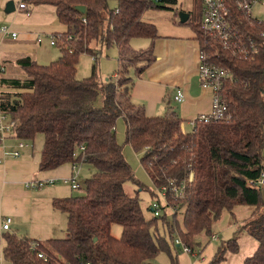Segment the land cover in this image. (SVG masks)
<instances>
[{"label": "trees", "instance_id": "1", "mask_svg": "<svg viewBox=\"0 0 264 264\" xmlns=\"http://www.w3.org/2000/svg\"><path fill=\"white\" fill-rule=\"evenodd\" d=\"M33 1L54 5L69 31L54 36L61 50L58 59L48 64L20 60L30 81L15 93L0 90V110L15 119V137L44 135L41 171L70 162L88 164L95 172L85 179L84 194L53 202L67 214L66 237L40 241L5 231V259L12 264H158L166 252L172 264H180L184 245L193 255L211 241L213 226L225 213L235 218V208L247 205L255 210L240 230L259 247L244 264H264V185L259 184L264 174V20L232 4L236 29L222 43L202 31V0H194L184 24L191 23L210 61L228 68L232 77L222 84L229 116L197 119L192 131L185 132L175 110L147 116L131 94L133 70L141 74L156 60L153 49L134 51L131 41L158 38L157 25L144 15L178 0ZM105 47H117L119 61L115 76L101 81L97 60ZM84 53L96 62L92 75L79 79ZM120 117L127 123V143L143 152L141 163L157 189L151 195L160 205L159 215L154 203L150 218L142 208L139 191L148 189L117 141ZM128 182L139 190L129 193ZM114 224L122 227L119 237L112 234ZM238 236L224 243L210 264H223L227 252H238Z\"/></svg>", "mask_w": 264, "mask_h": 264}, {"label": "crops", "instance_id": "2", "mask_svg": "<svg viewBox=\"0 0 264 264\" xmlns=\"http://www.w3.org/2000/svg\"><path fill=\"white\" fill-rule=\"evenodd\" d=\"M22 1H25L27 7L17 8L16 4L14 15H6L0 10V24L10 26L19 34L17 38L0 35V64L6 68L0 77V90L12 93L21 91L18 86L30 81L20 60L30 57L38 63L47 64L60 57L61 50L51 43V37L69 31L68 26L59 20L54 5L33 0ZM50 5L54 6V10H48L47 6ZM53 11L55 17L50 16ZM157 27L160 36L154 41L149 38H134L131 41L134 45L132 50L151 48L156 56V60L143 73L138 74L133 70L135 83L131 91L132 99L147 116H164L175 110L182 119L183 131L191 132L194 120L210 115L213 111L214 90L204 86L199 69L200 41L195 32H174L170 26L172 31L164 34L159 25ZM179 90L184 92L181 101L176 98ZM121 119L124 118L120 117L118 122ZM20 140L9 135L3 143L0 142V264H12L5 259L3 252L4 218L12 217L9 231L19 236L40 241L59 238L54 237V234L63 226L67 228L68 217L53 204L55 199L62 198L63 193V188L56 184L67 183L81 171L82 166H88L85 163L78 165L69 162L55 169L41 171L39 165L44 135L40 133L33 140H24L26 145L22 148H19ZM19 149L21 155L14 157L12 153ZM84 173L91 176L94 174L92 168H85ZM38 197L44 198V202L40 200L39 209L34 203ZM56 210L65 213V217H58ZM254 210L255 207L247 205L236 207L235 218L230 215L228 220L226 217L224 228L227 225L229 228L231 225L244 224L245 220L252 217ZM237 235L239 251L227 252L223 264H244L259 247V242L246 231L238 229Z\"/></svg>", "mask_w": 264, "mask_h": 264}, {"label": "rangeland", "instance_id": "3", "mask_svg": "<svg viewBox=\"0 0 264 264\" xmlns=\"http://www.w3.org/2000/svg\"><path fill=\"white\" fill-rule=\"evenodd\" d=\"M8 1L10 0H0V10H3V13L6 15H14L16 12H13L10 14L5 13V8H6V4ZM14 1L17 5H19L22 2V0H14ZM170 6L171 7L168 9L167 8H151L150 11L146 13L145 19L147 21H151L155 23L156 25H159L161 32H163L164 34H168L172 30L174 32L176 30H179V31H185L188 33L189 32L194 33L195 31L191 27V23L184 24L180 22V13L182 11L190 12L194 10L195 8L194 0H178L177 3L170 4ZM47 7L49 8L48 10H54L53 8L54 6L52 7L50 5ZM253 15L257 17L259 20H264V5L260 3L254 6ZM50 16L55 17L56 16L55 11L51 12ZM170 26H172V30L171 28H169ZM43 38L44 40L47 39L45 37ZM132 46H134L133 43H131V48ZM57 47L59 48L58 45H56V48ZM58 57L56 59H58ZM118 59H119V50L117 47H111V48L105 47L103 49L102 54L99 56L97 60L98 69H99L98 74H99V79L101 81H106L107 79L115 76L117 72V67H118V61H119ZM54 60H51V61H54ZM95 62L96 60L94 59L92 55L88 53L82 54L80 57L79 65H78L77 77L79 79H83V78L91 76L93 65ZM116 137H117V141L119 142V144L123 146L125 157L127 161L130 163V165L132 166L137 180L140 181V183L148 189L147 191L146 190L139 191V193L142 199L141 201L142 208L146 216L150 218L153 216L151 205L155 203L156 201L155 200L156 198H154L151 195V191H155L157 193V189L155 188L153 181L151 180L149 174L147 173L146 169L143 167L141 163V155L143 154V152H136L133 149V147L129 143H127V123L125 119H121L120 122L117 121ZM85 168H90V169L92 168L93 172H95V169L89 165L87 167L86 165L82 166L81 171L78 172V175H77V180L81 185L80 188L78 189L73 188L71 182L70 183L61 182V183L56 184L63 188L62 198L69 197V196H78V195H82L85 193V179L91 177L90 174L88 175L84 173ZM125 187H126V190L131 194H134L136 190H139L138 186L132 182H128L125 185ZM160 198L163 204H165V200L161 195H160ZM40 200L44 202L43 197H38L34 199V203L37 205L38 209L40 208ZM56 212H57L56 214L58 217L60 216L65 217V213H63L62 211L56 210ZM225 215L226 213L224 214V216ZM224 216L220 221L214 224L213 230H212L213 234L210 237V240H213V236H218L220 241L213 240L211 242H208L206 246L195 250L193 255H189L187 253L179 251L178 258H179L180 264H210L215 254L217 253L218 249L224 243L228 242L229 239H231V237H233L235 234H238V229H240L239 227H241L243 224H240L241 226L231 225L229 228L227 225V228H224L225 222L227 221L226 217L229 220L230 214L225 217ZM159 229L161 230L162 233H164L162 222L159 223ZM112 234L116 237L121 236L122 227L118 224H114L112 227ZM54 235H55L54 237H59V238L66 237L67 235L66 226H63V228L61 229L59 228L56 234ZM172 250H173V253L176 255L177 251L173 247H172ZM156 262L158 264H172L171 259L166 252H162L156 259Z\"/></svg>", "mask_w": 264, "mask_h": 264}, {"label": "built area", "instance_id": "4", "mask_svg": "<svg viewBox=\"0 0 264 264\" xmlns=\"http://www.w3.org/2000/svg\"><path fill=\"white\" fill-rule=\"evenodd\" d=\"M264 5V0H202L203 4V15L200 22L201 29L206 35H211L216 40L222 43H226L231 40L233 36V30L236 29V25L232 19V4L237 5L243 13L247 16L252 17L254 19L259 20L257 17L253 15V8L258 4ZM26 8L27 4L25 1H22L17 8ZM0 35L1 36H13V38L18 37V33L15 32L10 26L5 24H0ZM71 37V36H70ZM41 39L39 38V41ZM51 43L53 45H57L56 38L51 37ZM200 73L204 79V86L211 87L214 90L213 97V111L210 115L203 116L199 119L209 120L213 119H222L229 116L228 106L225 98L222 95V84L225 78H231V71L213 63L210 61L209 55L201 49L200 55V65H199ZM6 70L5 66L0 64V77L1 74ZM177 100L181 101L184 99V92L179 90L176 95ZM197 120H194L193 128L195 127ZM16 126V121L9 114L0 110V142L3 143L4 139L9 135L14 134V128ZM26 145L24 140H20L19 148H22ZM83 148V147H82ZM12 155L14 157L20 156L21 152L19 150H15ZM76 173L75 176L70 178L67 183H72L73 188L78 189L81 187L80 183L77 180ZM259 184L264 185V174L259 181ZM161 195H163L161 193ZM159 203L155 202L153 204V208L156 210V215L160 214ZM12 217L8 216L4 218L2 222V229L5 231H9L11 229ZM218 236H213V240H218ZM180 243V240L177 241ZM184 251L190 253V250L187 246H183ZM40 256H43L42 254ZM91 264V263H87Z\"/></svg>", "mask_w": 264, "mask_h": 264}, {"label": "water", "instance_id": "5", "mask_svg": "<svg viewBox=\"0 0 264 264\" xmlns=\"http://www.w3.org/2000/svg\"><path fill=\"white\" fill-rule=\"evenodd\" d=\"M79 9H81L82 11H85V6H79ZM16 10V3L14 0H10L7 2L6 4V8H5V11L7 13H12ZM191 14L190 12H184L182 11L180 13V22L181 23H185L188 21V19L190 18Z\"/></svg>", "mask_w": 264, "mask_h": 264}]
</instances>
